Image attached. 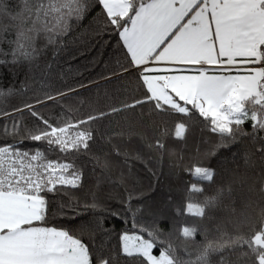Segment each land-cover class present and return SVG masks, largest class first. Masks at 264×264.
<instances>
[{"label":"snow or ice","instance_id":"obj_1","mask_svg":"<svg viewBox=\"0 0 264 264\" xmlns=\"http://www.w3.org/2000/svg\"><path fill=\"white\" fill-rule=\"evenodd\" d=\"M85 20L90 21L87 35L115 37L104 42L98 55L102 58L111 44L112 55L121 57L116 61L119 70L101 78L127 80L123 88L138 83L144 96L61 126L45 118L37 105L75 91L68 88L53 95L50 81L57 75L63 78L54 69L70 44L83 39L77 30ZM49 50L51 60L44 59ZM21 66L28 72L24 87L17 89L14 81ZM0 67L8 69L11 81L4 84L0 75V96L20 95L26 88L35 96V103L0 111V118L13 121L11 127L0 126V264H213L214 256L215 264H264V0H0ZM148 104L150 114L134 112ZM129 111L138 119L126 130H104L100 122L106 117ZM25 112L36 120L31 128L19 118ZM157 114L188 117L191 126L199 125L197 115L207 122L201 132L218 140L201 135L193 145L201 163L239 146L218 167L189 171L215 185V193L202 204L186 201L176 214L209 222L215 215L218 223L246 224L249 236L223 235L218 242L196 245L195 236L204 230L182 226L184 244L178 250L161 239L159 228L139 227V234L121 233L115 247L104 239L92 242L97 229L111 235L103 228L106 217L122 219L108 206L112 196L102 199L105 183L124 189L120 207L130 222L142 212L143 192L129 187L134 176L130 162L147 167L151 161L145 159V148L148 153L166 151L165 129L154 118ZM246 123L251 132L244 130ZM146 128L159 138L152 142ZM186 132L184 122L176 125L175 137L185 143ZM114 140H123V146ZM25 141L46 148L22 147ZM98 145H108L109 151L101 147L94 152ZM49 153L67 155L49 158ZM113 153L128 168L116 181L112 172L119 165ZM148 171L155 179L156 173ZM148 187L157 190L151 183ZM188 191L204 189L192 183ZM89 214L91 220L86 219ZM52 215L73 227L52 226ZM76 226L89 232V243L78 238Z\"/></svg>","mask_w":264,"mask_h":264},{"label":"trees","instance_id":"obj_2","mask_svg":"<svg viewBox=\"0 0 264 264\" xmlns=\"http://www.w3.org/2000/svg\"><path fill=\"white\" fill-rule=\"evenodd\" d=\"M89 23V20H85L82 29L77 30V35L81 32L84 33L83 39L70 44L67 50L59 57L54 71L62 73L63 78L61 79L57 75L50 81L53 95H56L57 91L67 92L68 88H73L75 91L60 97L56 101H47L44 104L37 105V110L45 118L49 119L50 122L59 123L61 126L66 122L75 124L77 121L85 119L89 114L97 115L100 111H109L110 107L118 108L121 101L127 100L131 102L134 98L142 99L144 96V89L138 83L133 82L129 87L123 88L121 85L128 84L127 80L119 81L115 76L111 80L101 78L102 76L110 75L114 69L119 70V65L116 61L117 59H121V57L112 55L114 49L111 44L104 50L102 58L98 55L103 48L104 42L115 39V37L107 35L92 37L87 35L90 32ZM51 58V51L49 50L44 59L51 60ZM94 60H98L99 62L94 64ZM43 62L42 59L41 63ZM122 62L126 64L127 60H122ZM16 71L17 76L14 82L16 88L20 89L24 87L21 82L25 80L28 68L27 66H21ZM0 75H3L2 82L4 84L11 82L8 69L0 67ZM80 85H84V87H80ZM25 102L35 103L33 91L27 88L20 95L0 96V111L10 112ZM150 109L151 104H148L143 106V108L138 106L134 112H143L145 115H148L150 114ZM134 112L113 113L100 123L104 126V130L108 132L126 130L129 122L138 119L134 115ZM19 118L23 122V125L28 128H31L36 123L35 118L31 117L27 112ZM154 118L165 129V136L162 139L166 151L148 153L147 148H145L144 152L147 154L145 159H150L151 161L147 167L140 162H130L134 176L129 181V187H135L137 192H143L145 198L143 202L144 208L138 214L137 219L134 222H130L131 217L124 216V209L120 207L121 198L125 195L124 189L115 182L105 183L101 194L102 199L110 194L112 199L108 201V206L120 212L122 219L106 217L103 221V228L108 229L111 235L109 236L97 229L92 233L94 237L92 242L99 243L104 239L111 246L115 247L119 244L118 238L121 233L139 234L135 231L139 227L147 229H151L152 227L159 228L164 233L161 239L170 242L178 250L184 244V238L180 233L182 226H195L198 229L204 230L195 236L196 245H204L206 242H218L223 235L236 236L237 234H241L249 236L250 232L246 224L228 221H220L218 223V218L215 215L213 221L209 222L192 215L176 214L177 208L183 211L186 201L202 204L205 197L212 196L215 193V185L198 180L197 177L189 174V171L195 166H211L216 168L221 160L230 158V152L239 151V146H233L229 151H225L219 159L213 158L201 163V157L196 154L193 145L199 143L201 135L213 141L218 140V137L214 134H210L207 131L201 132V128L207 123L206 121H203L197 115L196 120L199 121V125L191 126L192 121L190 118L175 114H157ZM180 122H184L186 127H189L191 134L189 132L185 133L187 143L175 137V128ZM12 123V119L0 118V126L8 124L11 127ZM83 127H91V125L82 126L81 130H83ZM193 127L195 128L194 131L192 130ZM243 128L246 132L252 131L250 125L247 123L243 125ZM145 130L152 142L159 138L158 134L151 128H146ZM72 134H75V130H73ZM113 142L119 143L121 146L124 143L123 140H114ZM132 143L138 145L139 142L133 140ZM22 147L29 149L39 147L44 149L46 145H33L25 141ZM101 147H103L104 151H109L108 145H98L93 151L98 153ZM200 150L201 153L204 151L202 145ZM62 155L67 154L49 153V158H57V156H61L62 158ZM111 158L119 165L112 172V181H116L121 172L124 175L128 174V168L121 157L113 153L111 154ZM68 159L70 161L72 157L69 156ZM149 168L156 173L155 179L152 177L151 172L148 171ZM91 180L92 178L89 177L88 187L91 186ZM150 183L157 189L155 192H150L148 187ZM192 183H195L197 187H203L204 191L202 193L188 191L189 185ZM85 191H87V187ZM258 199V197H254V200L258 201ZM92 218V214L86 217L87 220H91ZM50 224L63 228L73 227L68 221L61 220L58 215L50 217ZM75 233L78 238H81L85 243H89L90 236L87 230L82 231L76 226ZM154 254H158V250H154ZM212 259L213 264H215L218 258L214 256Z\"/></svg>","mask_w":264,"mask_h":264},{"label":"rangeland","instance_id":"obj_3","mask_svg":"<svg viewBox=\"0 0 264 264\" xmlns=\"http://www.w3.org/2000/svg\"><path fill=\"white\" fill-rule=\"evenodd\" d=\"M154 66H156V65H154ZM159 67H161V68H163V67H165L163 64H161V65H159ZM159 74H166V73H164V72H160ZM167 74H173V73H167Z\"/></svg>","mask_w":264,"mask_h":264},{"label":"crops","instance_id":"obj_4","mask_svg":"<svg viewBox=\"0 0 264 264\" xmlns=\"http://www.w3.org/2000/svg\"><path fill=\"white\" fill-rule=\"evenodd\" d=\"M154 66V65H153Z\"/></svg>","mask_w":264,"mask_h":264}]
</instances>
